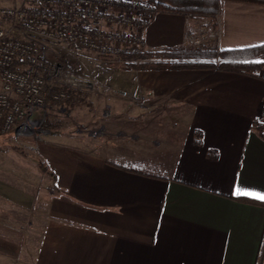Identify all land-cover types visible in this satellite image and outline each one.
<instances>
[{
    "label": "crops",
    "instance_id": "obj_1",
    "mask_svg": "<svg viewBox=\"0 0 264 264\" xmlns=\"http://www.w3.org/2000/svg\"><path fill=\"white\" fill-rule=\"evenodd\" d=\"M218 18L219 51L264 45V5L223 1ZM202 22L160 11L146 48L186 47ZM132 77L82 110L94 129L37 145L46 172L0 152V264L22 263L27 230L34 264H264V200L245 194H264V74Z\"/></svg>",
    "mask_w": 264,
    "mask_h": 264
},
{
    "label": "built area",
    "instance_id": "obj_2",
    "mask_svg": "<svg viewBox=\"0 0 264 264\" xmlns=\"http://www.w3.org/2000/svg\"><path fill=\"white\" fill-rule=\"evenodd\" d=\"M159 13L147 0H20L0 6V138L36 131L48 99H73L76 75L46 65L48 54L68 47L105 59L136 56L146 49V31ZM216 18L214 29L189 31V48L216 45ZM258 124L264 132V103Z\"/></svg>",
    "mask_w": 264,
    "mask_h": 264
},
{
    "label": "rangeland",
    "instance_id": "obj_3",
    "mask_svg": "<svg viewBox=\"0 0 264 264\" xmlns=\"http://www.w3.org/2000/svg\"><path fill=\"white\" fill-rule=\"evenodd\" d=\"M10 1H12L11 4H9ZM16 1L20 0H0V6H10ZM217 16L218 13L213 17H206L198 13L192 18L203 21V25L198 27V29L205 27L204 25L214 29ZM211 44L207 43L203 47H216L215 43ZM186 47L189 48L188 46ZM149 52L157 53L149 51L146 48L136 56L113 60L99 57L90 52L75 54L68 47H61L48 54L45 60L46 65H60L76 75L79 86L75 90L73 99L66 104L48 99L47 108L40 112L37 130L24 135H9L7 136L9 138L1 137L0 152L2 150H11L17 155L34 157L37 145L40 142H48L49 140L47 138L49 136L82 132L87 134L88 132L85 133V130L94 128L81 124V121L86 120L88 117L82 110L91 107H104L105 103L113 100L111 97L117 91L131 85V81L134 79L132 76L135 75V72L142 71L134 68V66L155 61L154 59H141V57ZM260 73L264 74V67L258 72V74ZM99 104L101 106H98ZM96 116L98 115L96 114ZM94 126L95 133L103 132V129L101 131L97 130L99 126ZM35 159L39 167L44 166L39 157ZM25 224L28 229L32 223L27 221ZM37 224L40 225L41 223L36 222L35 225ZM39 236L37 232H28L27 230L26 244L25 249H23L24 253L21 264H34V250L37 247Z\"/></svg>",
    "mask_w": 264,
    "mask_h": 264
},
{
    "label": "trees",
    "instance_id": "obj_4",
    "mask_svg": "<svg viewBox=\"0 0 264 264\" xmlns=\"http://www.w3.org/2000/svg\"><path fill=\"white\" fill-rule=\"evenodd\" d=\"M160 11L195 17L198 13L213 17L219 12L223 1L248 2L264 5V0H147ZM149 52L142 60L154 59L152 63L135 65L142 71L163 70H218L257 76L264 67V45L241 50L219 51L216 47L177 48ZM128 58V57H125ZM69 102V101H67ZM67 102H58L66 104ZM43 172L46 169L40 166Z\"/></svg>",
    "mask_w": 264,
    "mask_h": 264
},
{
    "label": "snow or ice",
    "instance_id": "obj_5",
    "mask_svg": "<svg viewBox=\"0 0 264 264\" xmlns=\"http://www.w3.org/2000/svg\"><path fill=\"white\" fill-rule=\"evenodd\" d=\"M245 194H251V195H255L256 198L264 200V194H252V193H245Z\"/></svg>",
    "mask_w": 264,
    "mask_h": 264
}]
</instances>
